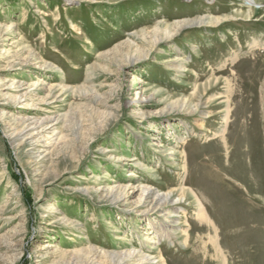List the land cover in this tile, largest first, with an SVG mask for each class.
<instances>
[{"label":"rangeland","instance_id":"rangeland-1","mask_svg":"<svg viewBox=\"0 0 264 264\" xmlns=\"http://www.w3.org/2000/svg\"><path fill=\"white\" fill-rule=\"evenodd\" d=\"M256 4L0 0V264H112L102 250L132 248L167 264H264ZM196 19L218 24L177 30ZM146 188L173 194L171 218ZM168 222L174 235L156 237Z\"/></svg>","mask_w":264,"mask_h":264},{"label":"bare ground","instance_id":"bare-ground-1","mask_svg":"<svg viewBox=\"0 0 264 264\" xmlns=\"http://www.w3.org/2000/svg\"><path fill=\"white\" fill-rule=\"evenodd\" d=\"M243 1H245L246 3H248L252 7L257 5L256 4V0H243ZM253 9H256V8L254 7ZM242 17H243V15H242ZM248 19L250 20L252 18H248ZM205 23H210V24L213 23V24L216 25V24H218V21H213V20H210V19L186 20V21H182V23L177 27V30L182 28V27H184V28L185 27H191V26H198L199 27V26H201V25H203ZM171 68L179 69V66H178V64H175V65H171ZM187 110H189V109H187ZM196 110H197V107L193 111H196ZM193 111H191V112H193ZM200 115H203V113L201 112ZM230 118H231V112L228 110V111H226V113H224V116L222 118L223 119V123L222 124L228 125ZM18 125L20 127H22L23 131H28V128L31 126L30 123L26 124V121H23V122H21ZM198 127L202 128L203 126L200 123L198 125ZM33 129L34 128H32L31 130H33ZM221 140H222L221 141V145H223V147H225V145H226L225 144L226 143L225 142V137H222ZM34 150L36 151V148H34L33 151ZM242 179H244L243 181L245 183L248 181L244 177ZM114 191L116 193L110 192V193H114V194H112L113 197H119L123 193V192H121V188L120 187H115ZM246 191L249 192L248 190H246ZM250 192L252 193L253 190L250 189ZM179 193L180 194H179V196H177V199L175 200V202H181L182 200L183 201H187V199L183 195V194H185V189H183V187L179 190ZM189 195L192 198V202L196 206V210L195 211H196V218L198 219V221L205 222L208 225H213V222L209 218V213L207 211V208H206L205 204L201 201L203 199H201L199 194L196 193L192 189L189 190ZM143 196L146 197V199L151 203V205H153V208L155 210H157L158 213L165 214L164 215V216H166L165 220L172 217L171 214H173V212L171 210H173V207H171V205L174 202L173 201V197L174 196H173V194L171 192H167V193L162 192V193H160V192H157V191L152 190L150 188H146L143 191ZM175 218L176 219H183V217L180 214L177 215ZM175 224H176L175 222H168L167 225L160 224L161 226H159V225L158 226H153V228H154L153 232L155 233L154 235L156 237H166L168 235H169V237L173 236L174 235L173 232L177 230V229H174V227L177 226ZM212 228H213V226H212ZM168 229H171V230H169V233H167ZM212 236L210 237L211 239L209 241L213 245V247L216 250L217 254H219V256L221 257L222 255H221V252H220V249H219L218 241L216 240L217 238L216 237H212ZM101 255L104 256V257L109 258L111 260L110 262L112 264H167V261L163 258V256L161 254L160 255L157 254L153 258L152 254H146V253H142V252H137L135 248H132V249H129V250L122 249V250H119L117 252H115V251H112V252H106L105 251L104 252L102 250ZM151 260H155V262H152Z\"/></svg>","mask_w":264,"mask_h":264}]
</instances>
